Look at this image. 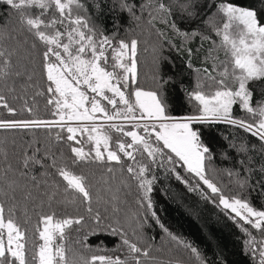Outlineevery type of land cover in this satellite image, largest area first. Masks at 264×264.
<instances>
[{
	"label": "snow or ice",
	"instance_id": "6c2138e0",
	"mask_svg": "<svg viewBox=\"0 0 264 264\" xmlns=\"http://www.w3.org/2000/svg\"><path fill=\"white\" fill-rule=\"evenodd\" d=\"M0 109V264H209L160 222L158 172L220 207L264 264V0H0Z\"/></svg>",
	"mask_w": 264,
	"mask_h": 264
},
{
	"label": "trees",
	"instance_id": "16d2710c",
	"mask_svg": "<svg viewBox=\"0 0 264 264\" xmlns=\"http://www.w3.org/2000/svg\"><path fill=\"white\" fill-rule=\"evenodd\" d=\"M240 5L247 6L252 0H236ZM106 17L104 23L111 29L110 17L107 13H102ZM167 55V52L165 53ZM175 56V53L172 54ZM177 66L182 67L179 59L176 60ZM199 63V61H197ZM163 71L169 75L174 74L176 70L170 65L165 64ZM152 73V55L149 52H141L140 55V74L141 82L145 87L151 84ZM193 77L184 72L176 76V83L168 86V98L170 110L173 115L181 116L190 112V105L184 99V93L181 91V82L184 86H190ZM10 103L19 107L20 101ZM41 114H44V101H39ZM3 110L0 109V112ZM11 135V134H9ZM30 135V134H29ZM215 133L205 132V138L211 143ZM29 138L28 136L25 139ZM158 180L153 185L151 197L153 208L160 219V222L169 229L170 232L191 243L197 247L207 258L209 264H253L250 255L244 250V235L236 227L234 222L225 215L220 207H217L210 200L201 198L197 192L188 191L187 186L176 181L174 177H169L163 172H158ZM217 179H220L219 177ZM222 183H227L224 178ZM129 201L134 200V196H129ZM254 204L259 206L261 201L254 198ZM147 235L155 237L154 243L157 245L166 242V237L162 229L155 222L147 230ZM103 240L109 247L112 245L110 238L100 236L99 238H89V243L95 244Z\"/></svg>",
	"mask_w": 264,
	"mask_h": 264
}]
</instances>
